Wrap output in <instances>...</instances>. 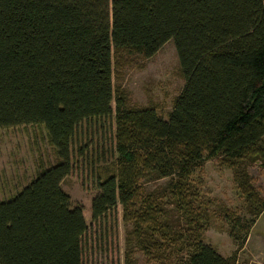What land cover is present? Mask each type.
Wrapping results in <instances>:
<instances>
[{
  "label": "trees",
  "instance_id": "16d2710c",
  "mask_svg": "<svg viewBox=\"0 0 264 264\" xmlns=\"http://www.w3.org/2000/svg\"><path fill=\"white\" fill-rule=\"evenodd\" d=\"M168 40L184 84L164 119L113 87L111 54L149 57ZM112 102L116 168L96 182L91 220L121 204L151 264H237L264 211L248 173L264 164V0H0V128L40 124L56 156L0 200V264H81L82 208L60 184L76 126ZM212 158L244 200L245 215H225L231 256L204 242L209 214L191 180Z\"/></svg>",
  "mask_w": 264,
  "mask_h": 264
},
{
  "label": "rangeland",
  "instance_id": "374dc122",
  "mask_svg": "<svg viewBox=\"0 0 264 264\" xmlns=\"http://www.w3.org/2000/svg\"><path fill=\"white\" fill-rule=\"evenodd\" d=\"M112 85L124 92L129 106L153 105L166 119L184 79L172 40L166 41L153 55L145 57L132 50L111 54ZM80 122L70 141L71 169L61 181L62 190L72 204H79L86 224L80 236L81 264H126L130 250L133 264H151L139 247L129 243L132 228L123 219L121 204L96 220L90 218V199L96 182L115 171V111ZM56 156L40 124L0 128V200L19 191L42 167L53 164ZM251 182L264 197V164L255 161L248 166ZM209 221L203 240L223 256H231L236 243L229 235L225 215H245L244 200L233 179L232 170L217 158L205 160L192 175ZM164 180L146 182L148 190L161 186ZM237 264H264V211L255 219L240 250Z\"/></svg>",
  "mask_w": 264,
  "mask_h": 264
}]
</instances>
